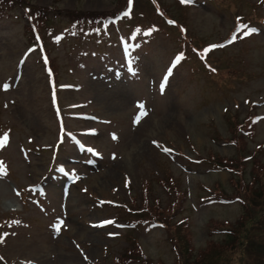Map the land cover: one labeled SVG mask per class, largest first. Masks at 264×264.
Returning a JSON list of instances; mask_svg holds the SVG:
<instances>
[{
  "label": "rangeland",
  "instance_id": "374dc122",
  "mask_svg": "<svg viewBox=\"0 0 264 264\" xmlns=\"http://www.w3.org/2000/svg\"><path fill=\"white\" fill-rule=\"evenodd\" d=\"M115 3L114 0H30L31 5H57L60 9L78 6L96 11L110 10ZM245 3L254 5L256 12L264 15V0L230 1L221 8L200 0L182 10L173 6L172 0H163L166 10L174 16L179 18L182 11L181 19L187 21L191 38L199 42L223 39L232 25L233 7L239 8ZM19 14V9L0 12V81L4 83L0 88V118L12 132V142L3 156L21 182L25 178L33 182L47 169L48 151L28 154L29 159L24 161L16 153L17 145L26 137L37 145H51L57 138L60 122L41 55L34 50L23 54L28 32ZM55 15L65 17L63 10ZM51 28L53 30L45 31L44 35L49 54L58 64L59 103L79 104L78 110H69L62 125L74 127L83 144L99 149L102 156L101 160L87 157L79 161L80 153L68 144L66 137L63 138L56 157L70 163L69 169L80 183L69 193L65 191L60 199L57 188L50 196L51 202L44 203L46 217L11 194L12 185L23 184L13 181V173L0 180V218L17 214L15 220L0 227V264H102L111 261L126 242L107 234L115 230L117 210L110 203L101 202L99 197H125L127 189L122 187V180L130 187L127 192L133 194L135 203L157 192L158 185L164 181H157V178L163 176L153 179L151 170L167 163L164 160L167 158L161 155L160 159L153 147L154 139L180 140L177 145L181 153L190 156L206 158L210 151L220 154V158L230 156L232 151L226 142L212 139L225 135V109L236 108L242 113L249 101L264 97V29L260 27L245 25L236 33L233 42L222 46L227 50L215 49L208 56L213 55L212 60L217 65L218 71L213 78L218 84L222 85L224 77L232 71L238 74L235 79H241L243 71L240 68L248 73L245 79L210 87L204 85L202 77L189 78L190 67L186 61L175 68L174 75L162 89L157 88L160 72L171 53L179 48L176 34L172 35L169 30L163 31L160 27L148 30L146 40L132 43L129 46L131 65L128 66L121 62L119 43L115 40L105 38L96 49L88 39L59 42V28ZM119 28L126 30L124 23H119ZM245 31L249 32L247 36ZM126 39L131 40V36L127 35ZM138 45H143L141 50H137ZM64 84L67 86L62 87ZM256 106V112L264 113V104ZM186 137L190 142L182 144ZM261 140H264V118L256 123L252 137L257 143ZM261 157L264 160V151ZM182 160L176 157L172 162L169 160L167 166L172 184L185 189L179 203L185 207L182 214L187 216V241L203 253L205 249H209L207 253L223 251L228 258L235 251V243H228L219 228L226 226L225 222H235L241 211L240 204L238 201L217 203L210 198L200 200L197 193L216 178L226 183L229 174L222 169L217 173L208 172L211 174L208 175L207 164L203 163L194 164L199 168L186 172L180 167ZM145 185L150 191L144 190ZM49 187L56 188L53 184ZM231 188L238 187L232 184ZM157 196L162 204L169 199L168 194L160 190ZM19 217L23 221L32 220L26 225ZM212 219L221 224L217 231L211 229L210 222L206 223ZM54 221L59 227L52 228ZM97 221L105 224L96 226ZM134 235L141 255L148 262L173 264L175 255H172L167 231L144 225L138 227Z\"/></svg>",
  "mask_w": 264,
  "mask_h": 264
},
{
  "label": "trees",
  "instance_id": "16d2710c",
  "mask_svg": "<svg viewBox=\"0 0 264 264\" xmlns=\"http://www.w3.org/2000/svg\"><path fill=\"white\" fill-rule=\"evenodd\" d=\"M114 1L116 3L110 10H81L78 6H74L72 9H64V18L57 17L51 11L60 12L61 10L57 5L51 7L31 5L30 0H0V12L20 10L19 16L26 20L24 24V28L28 32L26 42L40 48L43 62H45L52 81V78L53 80L56 78L57 64L54 56H50L46 47L43 30L55 26L67 31L73 38H78L82 34H94L97 23L101 20H108L110 16L120 11L126 2L131 0ZM158 1L161 2V0ZM209 1L211 2V0ZM230 1L235 3L238 0H212L217 7L225 6ZM246 4L239 8L233 7V21L246 20L253 22L255 20L254 8L246 6ZM137 11L140 12L137 13ZM181 14L182 11L179 12L176 27L168 29V32H171L172 35L176 34V41L178 42L183 40L185 33L181 31L180 27H177L183 22ZM145 18H150V15L142 14L137 1L132 0V9L127 15V22L138 24L141 20L146 21ZM187 36L191 37L189 33ZM5 127L6 124L0 121V132ZM245 128H249L246 119L229 123V137L225 139L232 147L230 156L220 158V154L210 151L208 157L203 159V162H206L211 169H227L229 174L227 182L222 184L216 178L210 186H202L204 191L197 193L199 198H205L206 194H209L219 199H237L241 205V211L236 216L235 222L232 224L225 222L226 226L219 228L228 238V243H235V251L228 258L223 251L207 253L209 249H205L206 252L203 253L187 241L189 237L187 217L182 214L185 207H182L179 203L180 198L184 196L185 189L172 184L173 179L168 166H163L165 169L163 178L157 179L160 182L164 180L160 186L163 189L162 191L169 196L167 202L162 204L157 193L153 192L152 198H142L139 203L143 217L158 223L167 231L172 242V255H175L173 264H264V164H254L250 172L243 167L244 156L247 154L253 156L248 149L249 144L245 142L239 131ZM260 147L261 143L255 145L257 149H260ZM200 158L201 156H198V159ZM232 184L233 187L239 189H232ZM144 188L145 191H150L147 187ZM227 189H230V192ZM209 222L212 225V230L217 231L218 226L221 225L215 223L213 219L206 223ZM233 228H236V230ZM128 244L127 247L122 249V254H120V258H117L115 264H129L136 261L139 264H164L161 261L148 262L145 259L146 257L141 255V250L135 240L129 239ZM224 247H227V244Z\"/></svg>",
  "mask_w": 264,
  "mask_h": 264
},
{
  "label": "snow or ice",
  "instance_id": "6c2138e0",
  "mask_svg": "<svg viewBox=\"0 0 264 264\" xmlns=\"http://www.w3.org/2000/svg\"><path fill=\"white\" fill-rule=\"evenodd\" d=\"M125 15H127V13H125ZM249 34L248 31L244 32V35L247 36ZM237 37L234 35L231 40L228 41V43L233 42ZM223 45H220L219 47H222ZM179 59V58H178ZM169 73H171V69H169ZM165 79H167V77H165ZM163 88V85H162ZM115 138V137H114ZM4 140H6V136L3 139H0V144H2L4 142ZM106 223H111L110 221H106Z\"/></svg>",
  "mask_w": 264,
  "mask_h": 264
}]
</instances>
